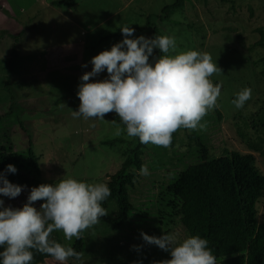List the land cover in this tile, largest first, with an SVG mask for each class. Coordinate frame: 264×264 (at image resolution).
<instances>
[{
	"label": "rangeland",
	"instance_id": "obj_1",
	"mask_svg": "<svg viewBox=\"0 0 264 264\" xmlns=\"http://www.w3.org/2000/svg\"><path fill=\"white\" fill-rule=\"evenodd\" d=\"M56 1L0 0V115L11 104L6 83L22 108L15 107L19 119L12 115L0 123V141L8 130L15 151L31 147L41 184L69 177L106 184L135 146L137 138L114 135L120 126L114 112L103 120L72 115L79 108L80 77L91 71V58L122 41L120 28L125 25L135 30L129 38H175L176 52L169 55L198 50L211 56L222 70L210 77L221 85V94L218 107L202 121L206 128L195 132L210 157L224 149L251 154L256 171L264 176V0H183L172 11L165 8L176 0H74L62 6ZM107 78L105 70L91 80ZM245 88L252 90L251 99L236 109L232 100ZM191 131H177L168 148L146 145L141 158L149 175L136 171L128 220L113 228L118 208L111 200L108 214L85 230L81 259L63 264H165L171 259L170 252L146 243L141 232L175 235L178 241L189 236L180 217L167 207L166 189L188 165L200 161L197 145L187 137ZM113 139L119 141L105 143ZM21 186L16 198L0 195L5 207H22L37 185ZM41 203L33 206L39 209ZM263 207L264 193L255 205L257 223L262 222ZM56 232L63 246H73L75 238L68 241L62 231ZM45 262L60 264L52 257Z\"/></svg>",
	"mask_w": 264,
	"mask_h": 264
},
{
	"label": "clouds",
	"instance_id": "obj_2",
	"mask_svg": "<svg viewBox=\"0 0 264 264\" xmlns=\"http://www.w3.org/2000/svg\"><path fill=\"white\" fill-rule=\"evenodd\" d=\"M120 29L124 39L93 56L91 71L80 77V104L73 117L103 120L114 112L124 125L117 126L115 136L125 133L129 139L163 148L170 147L173 134L180 129L204 130L202 121L218 107L221 94V85L210 77L222 73L221 68L209 54L198 50L169 55L177 48L173 37L133 39L129 38L133 28L125 25ZM154 49L163 55L150 62ZM105 70L107 79L91 80ZM251 94L250 88L241 90L232 104L242 108ZM7 170L16 172L11 164ZM139 174L149 175L147 166L142 165ZM22 188L0 173V195L16 198ZM110 195L104 183L89 184L69 177L32 187L20 208L5 207L0 199V264H32L33 250L60 264L69 258L80 260L79 252L51 239V234L59 230L68 241L80 240L85 230L108 214L102 202ZM36 201H43L39 209L33 206ZM141 236L146 243L170 252L171 259L165 264H217L208 241L198 235L180 241L170 234L157 237L141 232Z\"/></svg>",
	"mask_w": 264,
	"mask_h": 264
},
{
	"label": "trees",
	"instance_id": "obj_3",
	"mask_svg": "<svg viewBox=\"0 0 264 264\" xmlns=\"http://www.w3.org/2000/svg\"><path fill=\"white\" fill-rule=\"evenodd\" d=\"M74 0H58V6L73 5ZM183 0L165 8V11L178 9ZM162 53L159 50L154 60ZM5 89L10 94L11 104L8 111L0 115L3 119L15 115L19 119V110L15 97L10 91L9 83ZM114 121L124 127L120 118L113 116ZM187 137L194 141L200 151V161L188 165L171 183L166 191L168 194L167 207L171 214L180 217L185 230L190 235H198L208 241V247L216 257L217 264H264V207L262 222L257 223L255 205L264 193V176L255 169V158L251 154H241L238 151L223 150L218 157H210L209 151L202 138L191 131ZM175 133L173 134V145ZM0 141V173L11 183L16 185H40L41 170L38 157L31 147L24 153L15 151L10 140L8 130ZM119 140H108L105 143L113 146ZM145 144L137 138L135 146L122 162L120 168L110 175L106 185L111 195L102 202L107 208L114 200L118 213L112 220L113 228L117 229L126 222L132 210L129 199V189L136 181V171L143 165L142 154ZM11 164L16 168L12 173L7 170ZM84 234V233H83ZM75 240L72 248L82 255L84 238ZM51 239L60 243L56 231ZM3 248L0 247V251ZM32 264H46L45 260L51 256L33 250Z\"/></svg>",
	"mask_w": 264,
	"mask_h": 264
}]
</instances>
